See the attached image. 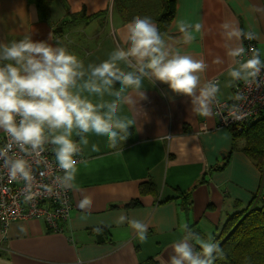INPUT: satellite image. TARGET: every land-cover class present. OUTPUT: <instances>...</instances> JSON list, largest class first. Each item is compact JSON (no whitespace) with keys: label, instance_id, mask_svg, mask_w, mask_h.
<instances>
[{"label":"crops","instance_id":"crops-1","mask_svg":"<svg viewBox=\"0 0 264 264\" xmlns=\"http://www.w3.org/2000/svg\"><path fill=\"white\" fill-rule=\"evenodd\" d=\"M114 1L54 0L46 20L37 0H0V41L31 36L34 41L59 42L85 66L98 64L117 47H127L122 36L133 18L145 14L157 26V11L145 3L139 11L132 9L128 20ZM262 7L264 0H177L165 40L181 54L203 59L208 67L201 74V86L218 78L217 97L231 99L236 81L228 73L246 59L229 52L244 51L245 43L243 36L229 39L221 25L252 32L264 60V11L257 10ZM82 10L87 17L107 13L88 22L70 21ZM178 21L202 24L190 44L182 42ZM144 85L146 99L139 101L133 94L135 103L125 104L120 113L133 121L121 156L113 154L104 138L89 136L63 230L52 231L35 218L14 221L6 232L0 225V264H146L149 258L161 264L182 239L184 225H195L207 239L220 232L229 214L251 203L261 186V171L244 152V140L235 141L229 128L218 126L213 103L212 114L201 115L193 111L190 98L173 93L167 84L145 80ZM2 137L0 132V143ZM93 144L99 151H92ZM149 180L155 182L157 193L141 194V185ZM180 195L189 197V210L181 206V199L163 201ZM85 196L91 198L87 211L78 207ZM135 199L139 205L125 206ZM120 214L147 225L146 241L141 242L127 223H114Z\"/></svg>","mask_w":264,"mask_h":264},{"label":"clouds","instance_id":"clouds-1","mask_svg":"<svg viewBox=\"0 0 264 264\" xmlns=\"http://www.w3.org/2000/svg\"><path fill=\"white\" fill-rule=\"evenodd\" d=\"M257 10L264 11V7ZM176 27L182 42L190 44L195 38L193 32H200L203 26L178 21ZM221 27L229 39L257 38L252 32L229 30L227 23ZM52 39L50 33L48 40ZM122 39L127 47H117L108 59L87 66L59 42L34 41L31 36L0 41V132L7 138L0 145V168L7 171L12 181L23 182L26 203L38 194L34 188L53 192L52 186L38 184L33 171V164L43 160L42 154L49 145L57 168L63 173L54 177L53 184L65 191L78 188L77 157L83 155L89 136L104 138L114 155H122L121 146L131 135L133 121L120 113L125 104L135 103L133 94L139 101L146 99L145 80L153 85L167 84L173 93L190 98L193 111L212 114L210 105L219 86L213 81L201 86V74L208 67L203 59L175 50L148 17L129 21ZM242 53V48H235L229 55L239 57ZM121 65L131 70L125 71ZM262 68L264 61L253 50L252 57L232 68L228 75L232 81L259 83L256 78ZM236 99L243 97L237 95ZM92 151H99L96 144ZM78 207L83 211L90 209L91 198L83 197ZM114 223H127L141 242L146 241L144 222L120 214ZM182 230V239L172 245L173 254L161 264H213L222 256L223 250L211 234L204 239L188 225ZM20 231L26 233L27 229L21 225Z\"/></svg>","mask_w":264,"mask_h":264},{"label":"trees","instance_id":"trees-1","mask_svg":"<svg viewBox=\"0 0 264 264\" xmlns=\"http://www.w3.org/2000/svg\"><path fill=\"white\" fill-rule=\"evenodd\" d=\"M53 1L37 0L46 20H50ZM143 3H145V7L157 11L154 20L165 39L167 28L176 14L177 0H115L114 7L129 20L132 18V9L134 11L141 10ZM106 13L99 12L87 17L85 10H82L71 15L70 21L88 22ZM148 13H150L149 10ZM145 16L144 14L137 17ZM243 39L246 43V39L244 37ZM229 129L235 141L244 140V152L252 158L253 163L261 171V186L251 203L229 214L220 232L213 236L215 242L223 250L222 256L216 258L213 264H264V112L254 119L234 124ZM149 193H157V186L153 180L146 181L141 185V194ZM172 199H181V206L185 210L190 209V199L187 195L175 196L163 201ZM139 203L140 201L135 199L125 206L132 207ZM188 227L201 235L195 225H188ZM146 264H157V262L153 258H149Z\"/></svg>","mask_w":264,"mask_h":264},{"label":"built area","instance_id":"built-area-1","mask_svg":"<svg viewBox=\"0 0 264 264\" xmlns=\"http://www.w3.org/2000/svg\"><path fill=\"white\" fill-rule=\"evenodd\" d=\"M253 50L257 51L253 40L246 39L242 57L246 60L250 59ZM211 81L219 86L218 78ZM256 81L259 83L247 84L243 80L236 81L233 85L231 99L222 100L216 95L213 108L218 118L219 127L230 128L234 124L249 121L263 114L264 68L261 69ZM237 95L242 96L243 99L237 100ZM237 117L241 118L237 119ZM6 141L7 138L3 134L0 145ZM42 156L43 160L39 164H33L34 175L38 184L52 186L53 192L47 193L43 188H34L33 191H37L38 194L27 203L24 200L23 182L12 181L7 175V171L0 168V225L3 232H6L12 222L30 218L43 220L52 231L60 232L63 230L62 223L69 220L73 207L71 189L60 190L53 184L54 177L63 175V173L57 168L55 155L51 151L50 145ZM77 159L80 161L83 157L78 156Z\"/></svg>","mask_w":264,"mask_h":264},{"label":"rangeland","instance_id":"rangeland-1","mask_svg":"<svg viewBox=\"0 0 264 264\" xmlns=\"http://www.w3.org/2000/svg\"><path fill=\"white\" fill-rule=\"evenodd\" d=\"M51 8H52V6H51ZM222 228V227H221Z\"/></svg>","mask_w":264,"mask_h":264}]
</instances>
